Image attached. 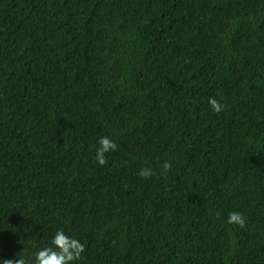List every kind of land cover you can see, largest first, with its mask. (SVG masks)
Masks as SVG:
<instances>
[{"label": "trees", "instance_id": "obj_1", "mask_svg": "<svg viewBox=\"0 0 264 264\" xmlns=\"http://www.w3.org/2000/svg\"><path fill=\"white\" fill-rule=\"evenodd\" d=\"M59 229L77 264H264V0H0V264Z\"/></svg>", "mask_w": 264, "mask_h": 264}, {"label": "clouds", "instance_id": "obj_2", "mask_svg": "<svg viewBox=\"0 0 264 264\" xmlns=\"http://www.w3.org/2000/svg\"><path fill=\"white\" fill-rule=\"evenodd\" d=\"M209 106L213 113H220L224 110V105L217 99L210 98ZM98 147L95 150V159L98 165L103 166L107 163V153L117 150V144L108 136L100 137ZM171 163L165 161L162 165L163 173L166 175L171 170ZM154 171L149 167L141 168L138 172L139 177L149 179L154 175ZM220 213H217V217ZM227 223L236 225L240 228L246 226V217L243 213L233 211L228 214ZM85 246L74 236L67 235L63 229L57 230L51 243L35 251L33 264H77L83 258ZM3 264H29L24 257L13 259H3Z\"/></svg>", "mask_w": 264, "mask_h": 264}]
</instances>
